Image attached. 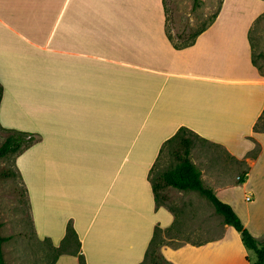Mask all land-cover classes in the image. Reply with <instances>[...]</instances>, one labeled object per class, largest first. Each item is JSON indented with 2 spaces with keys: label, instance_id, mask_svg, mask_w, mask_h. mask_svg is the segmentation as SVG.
Segmentation results:
<instances>
[{
  "label": "crops",
  "instance_id": "obj_1",
  "mask_svg": "<svg viewBox=\"0 0 264 264\" xmlns=\"http://www.w3.org/2000/svg\"><path fill=\"white\" fill-rule=\"evenodd\" d=\"M263 14L264 0H223L195 43L177 48L167 34L165 0H0V125L38 130L42 140L35 147L43 146L46 155L50 147H64L65 160L49 158V211L61 213L63 237L68 220L74 221L86 264H143L156 226L165 232L191 225L187 205H213L198 191L172 186L161 190L163 202L156 201L149 170L161 145L181 127L246 165L244 181L231 176L219 183L217 171L194 162L204 183L221 199L219 191L242 188L255 203L254 191L264 190V73L254 62L251 33ZM127 144L136 151L124 155ZM36 152L38 204V193L45 192L38 164L44 151ZM126 161L135 163L126 176L129 186L122 175ZM133 184L140 188L132 192ZM94 190L103 212L95 229ZM227 197L222 200L230 204ZM123 205H129L125 226ZM261 208L249 218L235 209L258 242L264 241ZM221 219L223 224L211 222L208 238L162 245L166 261H255V251Z\"/></svg>",
  "mask_w": 264,
  "mask_h": 264
},
{
  "label": "rangeland",
  "instance_id": "obj_2",
  "mask_svg": "<svg viewBox=\"0 0 264 264\" xmlns=\"http://www.w3.org/2000/svg\"><path fill=\"white\" fill-rule=\"evenodd\" d=\"M222 2L223 0H201L197 8H194V0H165L167 32H169L178 43L189 41L192 38L191 34L210 23L219 12ZM178 34L184 37V39H178ZM251 36L254 61L264 73V14L255 21ZM8 130L26 132L34 137V141H31L29 147L19 154L9 153L6 156L0 157V235L9 237V239L0 242V249H2L4 253L7 264H80V256L76 253L78 250L76 239L71 238L67 244L63 245L65 236L63 237L62 232H60L62 228L59 220V218H61V213L57 209L55 212H52V210L49 211L51 205V191L47 190L50 189L52 179L50 178L52 164L49 158L51 155L52 158L56 156V159L60 158L61 160H65L64 147H50L48 149V155H46L43 146H39V148L35 147V145L42 140V133L38 132V130L29 131L16 128H3L1 125L0 146L10 134ZM189 136L193 138V147L191 151V159L193 162L200 168L206 169V171H217L219 176L218 179L214 180H218L219 183L229 181L231 176H233L234 181L240 183V174L243 169L246 168V165L231 157L223 147L208 142L193 133H190ZM166 142L159 148V156L157 157L158 162L154 170H149L150 178L152 179H155L161 172L174 166L177 162L176 156L173 153L174 149L177 148V143L171 142L165 145ZM36 149L44 151L38 159V164H42L39 165V169H41L39 175L41 176L40 180L42 181L45 192L38 193V204L36 203L33 187L35 178L33 167L35 166ZM136 149L137 147H131L127 144L123 147V154L125 155L129 150H134L135 152ZM26 152L28 153L26 154ZM20 157L21 160L19 162ZM59 162L61 165L62 161ZM62 165H65V163ZM62 165L60 167H62ZM134 166L135 163L133 161L124 162V169L122 170L124 186H129V181L126 179V176ZM55 179L58 184V177ZM61 180L66 181V178ZM100 180L101 178L97 180L96 183H99ZM28 183L31 186L32 194L30 193ZM81 186L83 190H87L91 185ZM95 186L98 189L101 188L99 185L95 184ZM137 188H140V186L133 184L130 190L134 192ZM235 192L236 193L233 191H226V193H220L219 191L218 194L222 196V199L226 198V195H228L227 200L231 202L230 204L235 206V209H237L239 214L244 216V218L257 215L258 206L262 207L260 209L261 212L264 211V190L254 191L256 194L255 203L248 202L246 197H253V195L247 191L243 193L242 188L239 189L238 192ZM164 193L169 196L168 192L164 191ZM91 195L95 199L98 208L94 209L93 206L91 211V217L94 213L96 214L97 222H95L94 225L95 229L102 218L103 212L101 213L100 210L101 205H99L100 196L98 191L94 190ZM161 196L163 195L161 194ZM244 201L249 204H243L245 203ZM160 202H163L162 198ZM41 204L44 205L43 214L42 217L38 219V205ZM123 206L125 226V214L126 210L129 209V205ZM87 207H89V205H87ZM208 208H210L209 211ZM65 209L67 210L66 206ZM213 209V205H208L207 207L203 205L201 209H195L187 205L184 208V212L187 213V216L189 215L188 220H191V225L182 224L170 231H161L159 236L162 238L164 235H167V237H164L165 239L163 238L164 244L167 243L170 245L182 243L183 241H180L181 239L192 240V238H197L203 240L208 238L211 222L223 224V220L221 219L222 216L217 213L215 214ZM216 215L220 218L217 219ZM49 216L54 219L53 223ZM128 219L129 221L131 220V218ZM68 221L74 224L73 220ZM199 221H201V224L195 227L193 223H198ZM200 229H202V232ZM56 246H60V248L57 249ZM154 248L156 247H153L152 251H154ZM255 257V252L251 251V258L254 259ZM161 261H163L162 258ZM143 264H153L152 256H148Z\"/></svg>",
  "mask_w": 264,
  "mask_h": 264
},
{
  "label": "trees",
  "instance_id": "obj_3",
  "mask_svg": "<svg viewBox=\"0 0 264 264\" xmlns=\"http://www.w3.org/2000/svg\"><path fill=\"white\" fill-rule=\"evenodd\" d=\"M200 1L201 0H194V8H197ZM217 15L218 13L214 16V18L210 21L209 24L203 26L201 29L191 34L192 38L189 41L178 43L176 40H174V37L169 32H167L168 37L173 42L174 46L177 48L192 45L195 43L198 36L204 30H206V28L213 24V22L217 18ZM177 37L178 39H184V37L179 34L177 35ZM2 95L3 87L0 84V102L2 99ZM261 119H264V114L262 115ZM8 131L10 132V134L6 137L5 141L0 146V157L6 156L9 153L19 154L29 147V143L31 141H34V137L26 132L15 130ZM190 133L196 134L194 131L187 127H181L178 132L173 137L168 139L165 144L167 145L171 142L177 143V148L174 149L173 152L176 156L177 162L174 166L161 172L155 179L151 178L153 191L158 205L160 204V199L162 198L160 193L164 187L172 186L181 190L198 191L201 195L211 201L216 212L223 216L224 222L230 226H233L241 234L245 246L248 249H252L256 252L257 259L251 262L250 264H264V241L258 242L256 237L244 224L241 217L238 215L233 206L223 201L211 187L207 186L204 183L202 179L201 169L191 159L193 138L189 136ZM196 135L199 136L198 134ZM154 168H152V171L154 170ZM245 175L246 171L241 173V181H244ZM162 230V228L156 226L154 237L147 250V257L152 256L153 264H171L166 261V259L161 253L160 247L164 244V240L159 236V234ZM71 238H75L77 241L78 250L76 251V253L80 256V264H86L85 257L80 250L81 241L79 239L78 233L74 228L72 222H69L67 225V234L65 236L63 245L67 244ZM7 239H9V237H4L0 235V242H3ZM153 247H156L154 248V251H152ZM56 248L59 249L60 246ZM161 258L163 259V261H161ZM0 264H7L2 249H0Z\"/></svg>",
  "mask_w": 264,
  "mask_h": 264
},
{
  "label": "built area",
  "instance_id": "obj_4",
  "mask_svg": "<svg viewBox=\"0 0 264 264\" xmlns=\"http://www.w3.org/2000/svg\"><path fill=\"white\" fill-rule=\"evenodd\" d=\"M246 199H248V201L252 200V196H247Z\"/></svg>",
  "mask_w": 264,
  "mask_h": 264
}]
</instances>
